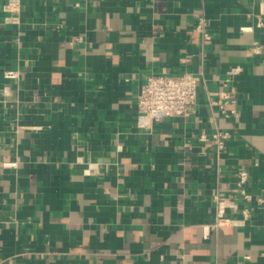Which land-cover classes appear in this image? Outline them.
<instances>
[{
  "label": "crops",
  "instance_id": "0c3cea01",
  "mask_svg": "<svg viewBox=\"0 0 264 264\" xmlns=\"http://www.w3.org/2000/svg\"><path fill=\"white\" fill-rule=\"evenodd\" d=\"M5 1L0 264H264V204L237 186L245 168L264 196V0H23L20 24ZM184 71L203 76L193 113L139 127L147 76ZM215 195L252 216L206 235Z\"/></svg>",
  "mask_w": 264,
  "mask_h": 264
},
{
  "label": "built area",
  "instance_id": "2783aa9c",
  "mask_svg": "<svg viewBox=\"0 0 264 264\" xmlns=\"http://www.w3.org/2000/svg\"><path fill=\"white\" fill-rule=\"evenodd\" d=\"M101 1V0H88ZM23 0H6L2 4V12L6 23L20 24L22 16ZM200 31L204 30L202 23L198 25ZM208 36L207 33H204ZM254 54L264 52L261 45H254L252 48ZM238 68H232L230 73H237ZM8 78H16L20 76V71L16 69L5 72ZM202 74L192 71H184L175 74H151L147 76L146 81L141 85L137 94V108L139 112L138 125L141 128H147L154 121H159L165 117H185L193 113L197 105L199 85L202 81ZM211 103L219 106L221 113L225 116H233L237 114V99L232 89H223L219 93L217 99H212ZM229 105H233L231 109ZM230 133L221 129L211 134V138L216 141L219 148H224ZM203 139L208 136L203 134ZM4 167H17L16 160L3 162ZM250 180L249 171L240 169L237 172V186L244 200L252 202L256 199L257 203L264 204V196L256 195L250 192L247 185ZM216 219L213 224L204 226L206 235L212 227H218L227 223H244L252 216V209L246 207L243 209V219H236L227 216L228 208L237 207L229 198L215 195Z\"/></svg>",
  "mask_w": 264,
  "mask_h": 264
}]
</instances>
